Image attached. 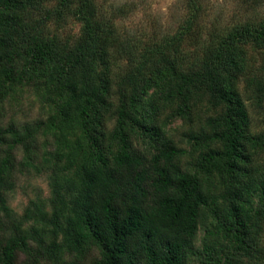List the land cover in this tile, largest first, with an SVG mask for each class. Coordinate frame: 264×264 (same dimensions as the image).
Masks as SVG:
<instances>
[{"label":"trees","instance_id":"trees-1","mask_svg":"<svg viewBox=\"0 0 264 264\" xmlns=\"http://www.w3.org/2000/svg\"><path fill=\"white\" fill-rule=\"evenodd\" d=\"M35 1L0 0V101L27 75L48 78L65 100L47 127L62 133L73 114L87 148L64 133L56 138L47 164L56 179L46 202L68 210L48 217L44 202L31 200L12 229L0 219V264H18L19 253L21 264H40L58 251L32 247L30 239L41 241L44 231L21 225L34 218L56 233L64 230L60 216L72 227L65 234L77 257L71 264L91 245L99 250L94 264H263L257 229L264 223V63L257 67L247 46L264 58V22L246 17L228 27L217 17L207 29L197 8L170 53L160 40L154 47L137 38L109 43L97 32L102 24L61 48L29 31L17 36L23 8ZM54 13L46 8L39 22ZM113 44L128 56L129 71H120ZM174 118L185 126L186 147L165 134ZM34 132L0 126L5 216L15 188L13 149L32 151ZM209 218L213 226L196 246L198 227Z\"/></svg>","mask_w":264,"mask_h":264},{"label":"rangeland","instance_id":"rangeland-1","mask_svg":"<svg viewBox=\"0 0 264 264\" xmlns=\"http://www.w3.org/2000/svg\"><path fill=\"white\" fill-rule=\"evenodd\" d=\"M46 8L53 9L55 13L48 20L44 19L40 23L39 19L43 18ZM197 8L200 10L199 21L207 29L215 23L217 17L220 20L219 24L228 27L242 23L246 17L249 20L251 18L254 23L264 22V0H65L64 3L62 0H38L23 8L24 25L17 30V36L29 31L37 34L40 39H52L58 46L65 48L84 37L87 27L91 24H102L106 27L103 31L97 32L110 36L109 43L114 40V44L118 46L125 39L137 38L142 40V44L147 46L152 44L154 47L160 40L164 42L170 53L175 37L181 35L183 25L195 15ZM256 10L262 11V14L255 15ZM156 33H159L158 38ZM180 39L181 45L188 41L184 37ZM114 44L110 46V52L115 56L116 64L121 66L120 71H129L128 56H121L119 51L115 50ZM247 47L253 54L251 57L255 58L257 67L259 63H264V58L260 55L263 50L254 49L250 43ZM263 73L264 70L262 76ZM262 76L260 75L259 78L262 79ZM50 83L46 77L38 80L27 75L21 84H10L7 94L0 101V126L14 123L19 130L27 127L35 129L32 151H25L22 145L13 149L15 188L5 198L10 215L5 216L0 212V219L8 224L10 229L19 218L23 219L24 210L31 205V200H42L41 202L45 204L42 210L48 217L53 215L55 209L57 213L68 210V207H63L62 210L61 203L55 207L52 203L46 202L52 196L51 182L56 179V174L47 166V164L52 165L56 138L64 133L72 142L79 140L87 148L73 114L62 125V133L47 127L51 114H54L57 105L60 106L65 100V95ZM112 125L113 121L109 122V128ZM184 132L185 126L182 125L180 118L172 119L165 127L166 136L186 147ZM46 158L50 163L45 161ZM56 164L54 165L57 166ZM67 197L68 195L63 196V198ZM23 221L22 229L40 228L42 232L44 231L41 241H37L38 236L37 239H30L32 247L41 246L46 251L55 246L59 247L58 251L47 257L42 256L40 264H71L77 259L75 253L68 250L65 244L67 230L72 231L66 216L59 217V225L64 230L56 233L52 232L51 225L45 227L38 224L34 218ZM210 221L211 218L206 224L199 225L196 246L199 245L205 229L213 226L214 222L210 223ZM257 230V241L264 251V223ZM87 247L85 256L79 257L76 261L78 264H94L95 259L99 257L96 246ZM24 259L25 254L19 253L18 264ZM262 261L264 264V257Z\"/></svg>","mask_w":264,"mask_h":264}]
</instances>
